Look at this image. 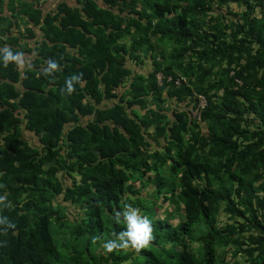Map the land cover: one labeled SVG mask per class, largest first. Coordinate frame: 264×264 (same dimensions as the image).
I'll use <instances>...</instances> for the list:
<instances>
[{"label":"trees","instance_id":"trees-1","mask_svg":"<svg viewBox=\"0 0 264 264\" xmlns=\"http://www.w3.org/2000/svg\"><path fill=\"white\" fill-rule=\"evenodd\" d=\"M5 1L0 37L18 44L22 16L41 24L37 50L57 70L0 61V230L16 225L0 234V264H264V0H79L45 16L20 0L4 16ZM141 57L147 76L127 67ZM162 199L177 224L166 209L147 248L103 249L126 228L114 211L146 216Z\"/></svg>","mask_w":264,"mask_h":264},{"label":"crops","instance_id":"crops-1","mask_svg":"<svg viewBox=\"0 0 264 264\" xmlns=\"http://www.w3.org/2000/svg\"><path fill=\"white\" fill-rule=\"evenodd\" d=\"M6 0L4 5V16H10L12 15V7L18 6L19 0ZM21 2L30 3L33 4V8L38 9L42 11V15L45 16L46 14H50L51 12H56L61 4H67L69 7L77 8L80 7L79 0H20ZM99 4L102 7H105L104 4H102V1H98ZM11 10H10V9ZM17 13V11H15ZM125 15V14H124ZM13 23H16L12 28V37L19 38L18 44H9L6 41V37H0L4 42V45L10 46L14 50H19L25 53V66L23 69H20V71H24L26 69L32 68L34 62L36 60H42L39 63L40 69H43L46 67V64H48V59H43L42 54L38 52V48L40 45L47 41L46 37L44 36V32L41 30V24L35 25L33 22L27 23L24 20V16L22 18L13 19ZM2 47V48H3ZM1 48V49H2ZM72 54L75 52L71 50ZM127 67L133 71V75H142L147 76L151 69V60H148L145 57H141L139 60H129L127 63ZM129 84H126L125 87H121L119 89V92L121 94H124V92L128 89ZM51 89V88H50ZM115 104L114 100L110 101H103L101 107L102 108H108L112 107ZM175 105V104H174ZM172 116V115H170ZM84 122H87V118H83ZM23 128V138L28 141L32 146L34 147H40L39 140L36 137V135L29 130L25 128V125L22 126ZM38 142V143H37Z\"/></svg>","mask_w":264,"mask_h":264},{"label":"clouds","instance_id":"clouds-1","mask_svg":"<svg viewBox=\"0 0 264 264\" xmlns=\"http://www.w3.org/2000/svg\"><path fill=\"white\" fill-rule=\"evenodd\" d=\"M0 61L7 67L9 64H14L17 68L23 69L25 66V53L22 51H14L10 46L5 45L2 48V56ZM57 70V63L49 60L48 69L45 71V75H49L51 72ZM72 80H75L78 84L83 82L82 74L79 76H73ZM76 89L73 88L71 81L68 82L67 95H72ZM63 94V90H61ZM5 197L0 196V204L4 202ZM8 207H12L9 203ZM114 219L117 223L121 220L126 225L124 231L120 232L115 239H108L103 243L102 247L105 251L111 253L115 250H134L139 252L141 249L147 248L151 242L155 239L151 221L142 216L138 208L131 206H125L124 211H114ZM7 220L6 217L0 218V224H3ZM16 225L10 220L7 221V228L0 230V234H7L8 229H14ZM101 238L99 236L93 238V243H96ZM6 245V242H5Z\"/></svg>","mask_w":264,"mask_h":264},{"label":"rangeland","instance_id":"rangeland-1","mask_svg":"<svg viewBox=\"0 0 264 264\" xmlns=\"http://www.w3.org/2000/svg\"><path fill=\"white\" fill-rule=\"evenodd\" d=\"M157 77H158V81H159V83L161 84V79L163 78V75L162 74H158L157 75ZM165 106L166 107H171V106H173V107H175V105H174V102L173 101H170V102H168L167 104H165ZM191 109V108H190ZM170 115H171V113H170ZM38 143V142H37ZM163 145V144H162ZM156 174V173H155ZM159 173H157V175H158ZM67 181H69V180H67ZM135 185L137 186V187H139L140 188V193L142 194V195H146L147 193H149V192H152V187L151 186H149V187H147V188H141L140 186H139V183L137 182V183H135ZM168 202L169 201H164L163 199L162 200H159V202H158V204L157 205H155V206H152V210H151V212L150 213H144V215H146V217L149 219V220H151L152 218H154L155 216L157 217V218H160V219H164V217H166L167 216V211H166V209H170V211H171V214L176 218V219H173V222L174 223H178L179 222V216H180V213L179 212H175V209L173 208V207H171L169 204H168ZM67 212L69 213V215H70V217H72L71 215H75V210L73 209V208H68V210H67ZM223 219H226V217L224 216L223 217ZM228 258L229 257H226L225 258V256H224V254H222L221 255V257H219L218 259H217V262L215 263V264H226L227 263V261H228ZM196 259L199 261V259H200V257H196ZM226 259H227V261H226Z\"/></svg>","mask_w":264,"mask_h":264},{"label":"built area","instance_id":"built-area-1","mask_svg":"<svg viewBox=\"0 0 264 264\" xmlns=\"http://www.w3.org/2000/svg\"><path fill=\"white\" fill-rule=\"evenodd\" d=\"M263 9H264V4H263ZM161 81L162 82L160 85H162L163 82L166 81L167 83L170 84L174 83L178 87L188 83V79L185 76H178L176 78L173 76H168V77L163 76ZM194 100H195L194 107L193 106L191 107L190 114L193 119L200 121L201 114L207 106V98L204 95L195 94Z\"/></svg>","mask_w":264,"mask_h":264}]
</instances>
